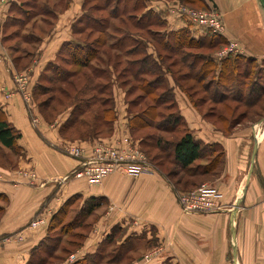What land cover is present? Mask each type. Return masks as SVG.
<instances>
[{"label":"crops","instance_id":"1","mask_svg":"<svg viewBox=\"0 0 264 264\" xmlns=\"http://www.w3.org/2000/svg\"><path fill=\"white\" fill-rule=\"evenodd\" d=\"M15 1L0 0V110L19 130L17 145L22 148V153L11 156L14 167L0 168L3 172L0 201L4 202L0 207V264H27L34 250L53 229L56 213L68 200L66 206L77 203L81 207L85 200L97 204L87 221L91 231L81 242L76 259H64L58 264H71L94 256L99 250L105 252L108 247L116 250L108 258L114 264H230L226 234L234 203L241 195L240 188L245 181L243 166L251 138L252 145L254 140L257 141L254 163L258 172L248 181L246 179L243 202L247 208H254L247 219L251 228L248 236L252 240L253 263L264 264V133L258 139L252 125L246 130L225 134L202 118L178 88H174V96L186 128L204 145L216 144L220 154L223 169L201 183V186L217 188L216 210L184 213L172 185L157 170L135 177L113 173L97 184L73 178L61 181L62 176L78 164L76 157L64 151L68 140L59 132L71 109L58 114L53 122H47L33 99V90L36 83L41 82L48 64L60 56L62 46L75 40L73 26L83 13V0H75L63 12L55 13L54 25L45 34L33 33L35 40L33 35L25 33L22 43L26 47L32 45V48L22 55L13 54L17 34L12 28L18 24L13 8ZM204 1L220 11L225 36L238 42L242 56H263L264 18L258 0ZM145 10L161 14L165 20L159 29H153L155 32L168 33L186 28L193 38H199L193 35V30L183 19L169 15L168 3L164 0H146ZM146 49L155 53L151 42L146 43ZM15 72L27 75L31 101L26 102L18 91L13 78ZM114 73L112 70L113 81ZM112 85L115 94V84L112 82ZM6 93L11 94L7 97ZM115 109L118 113L114 124L122 127L123 109L117 105ZM258 124L262 127L263 122ZM1 149L8 150L0 145ZM249 159L250 156L248 165ZM19 171L34 172L35 184L28 183V176ZM66 216L65 212L57 214L58 220L64 221ZM35 218L39 220L33 224ZM239 219L238 210L234 241L237 255L240 252L236 232ZM236 264H240L238 257Z\"/></svg>","mask_w":264,"mask_h":264},{"label":"trees","instance_id":"2","mask_svg":"<svg viewBox=\"0 0 264 264\" xmlns=\"http://www.w3.org/2000/svg\"><path fill=\"white\" fill-rule=\"evenodd\" d=\"M139 1L138 4H134L133 7H129L127 2L124 0V4L120 8L121 0H115V5L108 4L104 7L107 8L110 6L108 10V15L110 18H116L118 16H122L123 14L126 16V21L128 20L132 27L137 28V32L140 33L137 36L140 38L143 33H147L152 37L151 39L156 42L160 46L161 49L169 50L170 52H177V51H185L183 55L180 57V61H186L188 65L189 72L187 73L190 78L201 81L204 79L208 68L215 67L216 70V77L215 87L212 89L211 100H223L225 97V92L220 88L223 87L224 81L227 79L229 81L226 84L229 85L231 83L237 82V78L241 76V73H246L249 71L244 68L242 71H237L239 65V60H244L245 64L250 65L255 60L251 56H238L235 57H223L221 59H214L211 53H191V48L198 46L207 48H211L215 46L214 38H218L219 35L211 34L209 36V40L205 43L201 36L199 38H193L189 31L185 29H181L179 31L168 32V33H160L155 32L153 29H159V25H152L150 24L147 26L148 19L150 18L151 21L159 23L161 26L165 24V20L162 19L161 14L158 13H151L150 17H146L145 23H143L142 19L146 16V11H141L139 15L136 17L134 16V10H139L141 6L144 8L146 2L144 0H134V2ZM184 3L190 4L195 6L196 8L206 9L208 6L204 0H181ZM13 8L16 11V6L19 7L20 11L23 8L24 1L19 2V0L13 2ZM94 8L98 9V5L94 4ZM20 13V12H19ZM85 10H83L82 15L80 16L78 23L73 26V33L76 39V33L81 31L82 27H80ZM133 13V14H132ZM123 15V16H124ZM16 19H19L15 15ZM14 17V18H15ZM92 18V17H91ZM91 23L95 26L93 29H97V31L101 34V36L97 37L95 41L96 44H99L101 47L104 46L106 41V37H109L106 33L108 29V25L105 28L101 21L96 19V17L91 19ZM125 20V19H124ZM122 20L121 23L123 25H117L116 28L121 29L123 31L122 35L114 37L111 35L110 37L115 38L107 45V51H102L107 57L108 64H112V66L117 68L120 65L121 59L119 58L120 53L124 56V67L120 71H116L118 77L124 76L127 73H131L135 78L141 76L144 78L143 81L145 84L143 85L144 96L139 99H132L129 100L127 107L128 112V121L131 127H135L136 129L140 128H149V127H156L159 131L165 132H177L179 131L180 127L182 129V133L179 137L169 140L163 138L161 136H155L150 134V137H154L153 143L150 144L151 147L159 151V153H155L152 160H149L151 165L154 167L155 170L159 171L162 176L168 179L170 185L174 189V193H183L190 191L192 189L197 188L201 182H203L207 177L213 176L218 170L215 168L218 167L219 161V152L216 144H209L204 145L201 141L196 140L191 135L190 131L186 128L184 119L180 114L177 103L174 99V89L172 85L165 84V75L160 73V65L158 63L157 58L153 57V53H149L146 49V43L150 42L149 40L145 39V42H142L141 47H138L137 44L130 43L127 41L126 35H131V30H128L126 22ZM127 21V22H128ZM103 22V21H102ZM128 22V23H129ZM147 24V25H145ZM153 26H159L158 28H153ZM115 27V26H114ZM106 29V30H105ZM115 29V28H114ZM118 29V30H119ZM92 30V29H91ZM128 32V33H126ZM105 38V39H104ZM219 39V38H218ZM74 41V40H73ZM73 41L67 42L65 45L62 46L61 54L58 56V59L64 58L63 52L66 47L70 46ZM76 49H81L84 47V54L80 57H71L73 61H70L75 68L67 69L61 67L57 61L48 64L46 67L45 73L42 75L41 82L36 83L33 90V96L38 101L39 110L43 116V118L47 122H51L55 116L64 110L70 108V113L64 123L59 127L60 135L66 139L67 135L64 133H68L69 129L79 128V135L83 134L82 127L86 132H97L98 127L102 124L112 125L116 119V111L114 108V101H113V93L111 90V77H110V69L102 68L96 69L90 66V61L92 58L98 59L95 57V52L99 50V47H93L91 43L88 45H83L84 43L77 42ZM83 46V47H82ZM154 46V44H153ZM73 47V48H75ZM155 47V46H154ZM109 50V51H108ZM115 50V52H114ZM77 53V51H75ZM71 54V53H70ZM158 56V55H157ZM192 59L190 60L189 58ZM160 56H158V59ZM161 60V59H159ZM201 61V66L195 72V68L198 62ZM88 68V71L84 70ZM115 70V69H114ZM50 71L52 76L49 75L47 77V72ZM254 74V71H252ZM241 74V75H240ZM250 73H247V75ZM43 79L49 82L51 85V93L47 97H43V99H38L40 95L46 94L49 92V87H47L43 83ZM103 79L104 81H99ZM124 81V80H123ZM167 82V81H166ZM222 84V85H221ZM49 85V86H50ZM211 85V83H210ZM217 85V86H216ZM239 85H243V83H239ZM210 86L206 85L205 90H209ZM249 95L252 94L253 98L248 100V103L253 104L254 101L258 100L261 94H264V89L259 85L257 87L254 86V82L248 85ZM160 90V92H156ZM156 93V95H154ZM238 93V94H237ZM238 100L244 99L241 93L237 92ZM145 96H149L151 99V103L143 102L142 107L140 110L136 112H132L131 109L135 104L142 102V99ZM190 100L191 96L188 95ZM175 108V111L169 113L167 116L162 114L159 107L163 103H167ZM94 107L93 112V121L89 122L84 116L90 112V108ZM83 116V118H82ZM159 118L157 122L155 119ZM91 125H88L90 124ZM81 128V130H80ZM111 129V127H109ZM93 133V134H94ZM65 135L66 137H64ZM20 137V132L17 130L10 122L7 121L3 112L0 110V145L7 148L10 152L11 156L20 155L22 153V148L17 145V139ZM98 138V136H88L76 138L78 140L84 141H92ZM215 151L216 154L213 152ZM203 156H209L211 159L202 165L197 163L196 166L195 162L200 160ZM7 160L9 158L6 156ZM0 163H2L0 161ZM168 164L175 165L180 171H175L171 169ZM200 167V168H199ZM180 172L183 174L181 176ZM187 174V175H186ZM207 176V177H206ZM196 178H202L199 182H195ZM69 201V200H68ZM60 208V212H65L67 214V202ZM97 203L93 200H85L83 205L77 209L73 219L85 218L89 213L93 211ZM66 206V207H65ZM58 211V213H59ZM56 218L54 219V223L52 225L55 226L56 223L62 222L63 220H58L57 214ZM54 216V217H55ZM53 226V228H54ZM37 250V248L34 250ZM102 253L101 250L98 251V255ZM87 256L84 259H80L74 261L71 264H93L94 259L93 257L97 256ZM31 264V260L27 263Z\"/></svg>","mask_w":264,"mask_h":264},{"label":"rangeland","instance_id":"3","mask_svg":"<svg viewBox=\"0 0 264 264\" xmlns=\"http://www.w3.org/2000/svg\"><path fill=\"white\" fill-rule=\"evenodd\" d=\"M21 1H24L23 8L20 11L19 7L16 6L17 12H15L14 14L17 17H19V19H17L18 24L17 26L14 25V27L12 28L17 34L16 40L14 41V44H13L15 47L13 51L14 55H22L26 53L28 49L32 48V45H29L26 47L24 46L26 44L22 43L21 39L23 38L25 33H28L30 35H33V33H36L39 35L45 34V32L47 33L48 29L51 28L52 25H54L55 13L63 12L64 10L67 9V7L68 8L70 7L72 2L73 3L75 2V0H19L20 3ZM144 1L146 2V0ZM108 2H109V5L111 6L116 4L115 0H83L82 10H85V13H84L82 22L80 24L81 25L80 27H82V29L81 31L76 33V39L73 41V43L70 46L65 48L64 52L62 53L64 58L58 59L57 63L61 67H64L67 69L75 68V66L72 65L70 61H73L72 58L75 56L81 58L83 54L85 53L83 51L84 50L83 46H82L83 48L81 49H76L75 46L78 45L77 42L84 43L83 45H88V43H91L93 47H99V50L95 52V57H98V59L92 58V60L90 61V66L96 69H102V68L105 69L108 67L111 71L115 69L114 70L115 72L114 81H113V78L111 77V71H110L111 84L112 82L113 84H115V94H112L113 101H114V108L117 105L118 108H121V110L123 109L124 123L121 125L122 127L118 125L116 126L114 124L115 121L113 122L112 125L101 123V126L98 127L96 133L92 131L86 132L84 128L82 127V131L84 133L81 135H79L78 133L79 128L69 129L67 134L64 133L65 135H67V137L63 135L64 137H66V140H68L67 144L77 143L79 145L82 144L85 146H90L92 143L98 140H107V141L114 140V142H117L120 137L125 138L126 136L127 138H129L130 141L134 143L133 146H135L139 151H141L145 155V157L147 158V161L149 162V160L153 161L152 158L154 157L155 153H159V151H157L156 149L150 146V144L153 143L154 141V137H150L149 136L150 134L155 135V136H158V135L161 136V139L163 141V138H166L169 140L175 139L179 137L182 133L181 127L179 131L177 132H165V131H159L158 129H156V127L136 129L135 127L130 126V123L128 121V112H127V107H129L128 102L129 100H132V99L139 100L144 96V91H143V88H144L143 85L145 84V82L143 81L144 78H141V76H138L137 78H135L131 73H127L124 76L118 77V74L116 71H120L125 65L124 63L125 58L123 54L120 53L119 58L121 59V63L119 66H117V68H115V66L113 67L112 64H108L107 59H106L107 56L105 55L106 53L104 54L102 52V51H107V45L115 39V38L110 37L111 35L113 36L115 35L114 37L122 35L123 31H121V29L119 28H116V26L123 25L121 21L124 19H125L124 21L126 22L125 25H127L126 27H128V30H131L130 34L133 35V36L126 35L125 37L127 38V41H129L130 43H133V45L137 44L138 47H141L142 45H144L142 44V42H145L144 41L145 39L149 40L152 44H154L155 49L153 51L155 53L153 54L154 55L153 57L157 58L158 60V63L161 67L160 73H163L165 75V78H166L165 84L172 85L173 89L178 88L187 97L189 102L196 109V111L202 116V118L212 122L213 125H215L217 128L222 130L227 135L231 134L232 132L236 130H244V129L246 130V128H250L252 125H254L256 129L257 138L259 139L262 136V134L264 133V122L262 124V127H260V125L257 122L262 117H264V94L263 95L261 94L259 99L254 101L253 104L248 103V100L253 98L252 94L249 95L248 85L254 82L255 87L260 85L262 89H264V54H262L263 56L261 57L260 56L256 57V55H254L255 61L250 65L245 64L244 60H241V61L239 60L240 66L238 67L237 71L240 72L244 68H246L247 70L249 69L251 74L247 75V73H250L248 71L244 74L241 73L242 75L240 74L241 76L237 78V82L231 83L227 86L226 84L228 82H233V81L232 80L229 81L226 79L223 83V87L220 88L221 90L225 92L224 99L221 101L211 100V95L213 93L212 89L215 87V84L213 83L215 81L216 70H217L215 67L205 69L207 70V72H206V75L204 76V79H202L201 81H196L190 78V76L187 75L189 70L186 67V65L188 64L184 60L183 62L180 61L181 60L180 57L183 55V52L185 51H177L173 53V52H170L169 50L161 49L160 46L156 44V42L151 39L152 37H150V35L147 34L146 32L141 34L142 37L140 40V38L137 36L138 34L140 35V33L137 32V28L135 26L132 27V25L130 24L128 20L127 21L129 23L126 21V16H127L126 14L125 15L123 14L124 16L123 15L118 16L114 19L110 18V16L108 15V10L110 9V6L108 7V9L104 8L108 4ZM125 2H127V5L129 7H133L134 4L139 3V1L134 2V0H125ZM164 2H167L168 5L180 3L190 8L201 9V8H196L195 6H192L190 4L184 3L181 0H164ZM94 4L98 5L99 10L94 8ZM123 4H124V0H121L119 7L121 8ZM144 6H145L144 8H142L143 6H141L139 10H136L135 8L133 12L134 16L136 14V17H137L139 13H141V11H146V16H144L142 19L143 23H145L146 17L150 15L151 13H153L152 10L150 11L145 10L146 5ZM207 6L208 7L206 8V10L212 8L211 5L207 4ZM72 9H73L72 11H74V8ZM260 9L262 11L261 15L264 18V11L261 6H260ZM213 10H215L217 13L220 14V11L217 8L214 7ZM91 17L92 18L96 17V19L100 20L101 24L105 28L107 27L106 23L107 24L109 23L108 29L106 31V33L109 34L108 35L109 37H106L107 42L105 43L104 46L102 45V47L99 44H96L93 42L95 41L97 37L101 36V34L97 31V29H93L95 26H93L91 23L92 21ZM147 19H148V22H147L148 25L147 24L145 25L149 26L150 24H152V25L161 26L159 23L151 21L150 18H147ZM263 22H264V19H263ZM159 26H153V28H158ZM211 34L212 33L206 32L205 35H203L204 37L206 36L205 38H203L205 43L209 40V36ZM218 38L216 37L214 38V41L216 43L215 46L211 48H207L205 45L204 47L195 46L191 48V53H197V52L198 53L199 52L211 53L214 59H221V58L216 57V54L221 49L227 48L230 40L233 42L235 41V43L238 44L236 40L227 38L225 36V32L223 35H219ZM32 39L35 40V35H33ZM254 50H257V49H254ZM75 51H77V53H75ZM261 51L262 52L264 51V47L261 49ZM241 54L243 53H239V54L230 53L226 56L233 58L236 55L242 56ZM157 55L160 56L159 59L161 60L158 59ZM189 59L191 60L192 57ZM199 66H201V61L197 63L196 68L194 70L195 72L199 69ZM84 70L88 71V68H85ZM252 71H254V74L252 73ZM47 73H48L47 77H49V75L52 76L50 71H48ZM99 81H104V80L100 79ZM43 83L47 87H49L50 90L46 94L40 95L38 99H43V97H47L52 92L51 85L49 84V82L43 79ZM239 83H243V85H239ZM206 85L210 86L208 88L209 90L204 89ZM112 86L114 87V85ZM113 87H111L112 93L114 91ZM156 92L159 93L160 90H157ZM237 92H239V94L241 93L244 99L238 100L239 97H237V94H238ZM189 94L191 96V100L188 96ZM114 95H116V97ZM154 95H156V93ZM33 99L37 103V106H38V101L34 98V96H33ZM151 99L152 98H150L149 96H145V98L142 99V102H139L135 104V106L132 107L131 111L136 112L140 110V108L143 105V102L146 101L148 103H151ZM159 109L162 112V114H164L165 116L175 111V108L170 106L168 102L161 104ZM92 111H94V107L90 108V112L84 116V118L87 119V121L89 122L93 121ZM117 113L118 112L116 111V119H117ZM55 118L51 122H53ZM158 120L159 118H156L155 122H157ZM88 125H91V123ZM109 127H111V129ZM93 135L96 137L98 136V138L92 141H84V140L76 139V138H79V136L92 137ZM251 145H252V138L249 139L248 146L246 148L247 151H246L245 159L246 158L247 159L245 160L246 162H245V165L243 166L244 173L246 174V176L245 175L243 176L245 181H246L248 168H249L247 161L251 154L250 153ZM5 151L7 152H4V150L2 149L0 150V161L2 162L0 163V168H3V167L6 168V167H11V166L14 167V164H13L14 160L12 159L9 150H5ZM6 156L9 158V160H7ZM210 159L211 158L209 156H203L200 160H197L195 164L193 165L196 166L197 163H200V165H202L204 163H207ZM168 166H170V168L174 169L175 171H180V169H178L173 164H168ZM220 169H223V164L221 165V163H219L218 167L215 168V170H220ZM257 169H258V166H256V164L254 163V167L252 169L250 176L252 174L255 175V173L258 172ZM146 172L148 171L141 172L135 176H138ZM180 174L181 176L183 175L181 172ZM124 175H127V174H124ZM128 176H132V175H128ZM135 176H132V177H135ZM208 178H212V177H207V179ZM201 179L202 178H196L195 182H199V180ZM245 181H243L242 187L240 188L241 195L239 196L240 201L238 203L240 219H239V223L237 224L238 226L236 225L237 226L236 232L238 235L237 238H238V246H239L240 252L238 253L237 257H238L240 264H249V261L251 264H254L253 263L254 255L251 256L252 240H249V236H248L250 235L251 228H249V224L247 223V219L252 215L251 211L254 212V208H247L245 206V203L243 202L244 201L243 193L245 192L247 188V183ZM201 183L197 185V187H200ZM236 202L234 203V205L236 204ZM0 203H1L0 207L1 205H4L3 201H0ZM67 207H68L67 208L68 212H67L66 218L64 219V221L56 223L54 228L48 233L47 237L42 241V243H40L39 246H37V250L35 251L33 257L31 258V264H58L59 262H62L64 259H68L71 261L76 259V254L79 249V246L81 245V242L84 241L85 239L84 237H86L88 233L91 231L90 229L91 227L89 228L90 225L87 224V221L91 219V216H90L91 213L88 214L87 218L85 217L86 219L77 218L74 220L73 217L75 215V212L79 208L78 204L77 203H74L73 205L70 204ZM238 210L236 211V215H237ZM234 230H235V219H234ZM226 236H228L227 237L228 238L227 259H228V262H230L231 264V262L233 261H232V247H231L232 243L230 240L231 238L230 228H227ZM5 241H7L6 238H5ZM235 248H236V245H235ZM113 251H116V250L108 247L107 250H105V252L100 253V255L97 254L96 257H93L94 259L93 264H114L108 261V258L111 255H113L112 254ZM236 254H237V249H236ZM117 264H120V263H117Z\"/></svg>","mask_w":264,"mask_h":264},{"label":"built area","instance_id":"4","mask_svg":"<svg viewBox=\"0 0 264 264\" xmlns=\"http://www.w3.org/2000/svg\"><path fill=\"white\" fill-rule=\"evenodd\" d=\"M214 8L195 9L187 7L180 3L168 5V13L171 17L183 19L193 30V35L203 36L206 32L223 35L224 21ZM230 53L239 54L242 50L235 41H229L227 48L221 49L216 57L222 58ZM13 78L16 82L17 89L23 99L31 101L32 94L28 90L27 75L23 72H15ZM11 93H6L10 96ZM36 118L32 119L35 123ZM133 142L125 136L120 137L117 142L98 140L90 146L71 143L64 147V151L76 157L78 164L62 176L61 181L73 179H83L88 184H97L106 176L113 173H124L135 176L141 172H151L155 170L147 161L145 155L139 151ZM20 174L28 176V183L35 184V173L32 171H19ZM0 179L2 171L0 170ZM218 190L211 185H202L183 193H176V200L184 213H202L216 210V199ZM39 219L35 218L32 223Z\"/></svg>","mask_w":264,"mask_h":264},{"label":"water","instance_id":"5","mask_svg":"<svg viewBox=\"0 0 264 264\" xmlns=\"http://www.w3.org/2000/svg\"><path fill=\"white\" fill-rule=\"evenodd\" d=\"M260 6L262 7L264 11V0H258ZM264 122V117H262L260 120H258L257 123H262ZM256 148H257V141L254 140L252 149H251V154H250V159H249V168H248V173H247V181L250 177V174L252 172L253 166H254V159H255V154H256ZM244 194V193H243ZM240 201V197L238 198L236 204L234 205L231 215H230V222H229V228H230V235H231V247H232V261L233 264H236L237 262V254H236V248H235V230H234V219L236 218V211L238 210V203Z\"/></svg>","mask_w":264,"mask_h":264},{"label":"bare ground","instance_id":"6","mask_svg":"<svg viewBox=\"0 0 264 264\" xmlns=\"http://www.w3.org/2000/svg\"><path fill=\"white\" fill-rule=\"evenodd\" d=\"M186 24H187V22H186ZM188 25V24H187ZM189 26V25H188Z\"/></svg>","mask_w":264,"mask_h":264}]
</instances>
